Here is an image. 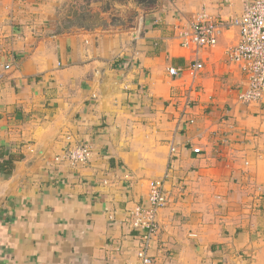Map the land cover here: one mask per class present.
Returning a JSON list of instances; mask_svg holds the SVG:
<instances>
[{
    "label": "crops",
    "instance_id": "obj_1",
    "mask_svg": "<svg viewBox=\"0 0 264 264\" xmlns=\"http://www.w3.org/2000/svg\"><path fill=\"white\" fill-rule=\"evenodd\" d=\"M252 1L157 0L130 30L58 33L71 0H0V264H136L153 179L155 264H264V97L239 98V29L199 54L179 37Z\"/></svg>",
    "mask_w": 264,
    "mask_h": 264
},
{
    "label": "built area",
    "instance_id": "obj_2",
    "mask_svg": "<svg viewBox=\"0 0 264 264\" xmlns=\"http://www.w3.org/2000/svg\"><path fill=\"white\" fill-rule=\"evenodd\" d=\"M228 25L239 29V41L226 51L228 60L239 63L245 74L246 80L239 88V98L248 105L256 103L264 97V0H253L242 15L228 21L212 16L203 9L194 16L188 26L180 29L181 46L192 49L195 54L216 47L219 36ZM192 67L201 70L204 64L195 59ZM169 72L174 75L178 73V69L172 67ZM171 151L176 152V147L172 146ZM91 155L92 149L88 144H79L66 150L63 158L76 166L88 164ZM167 203L168 195L164 181L151 180L147 204L132 212V228L139 231L136 264H155L151 243L159 230V210Z\"/></svg>",
    "mask_w": 264,
    "mask_h": 264
},
{
    "label": "trees",
    "instance_id": "obj_3",
    "mask_svg": "<svg viewBox=\"0 0 264 264\" xmlns=\"http://www.w3.org/2000/svg\"><path fill=\"white\" fill-rule=\"evenodd\" d=\"M135 7L128 21L122 22L114 14L116 3L126 4L128 0H71L62 16V25L57 32H64L73 25H80L86 30L118 27L132 29L139 14L138 9L149 10L155 7L157 0H132Z\"/></svg>",
    "mask_w": 264,
    "mask_h": 264
},
{
    "label": "rangeland",
    "instance_id": "obj_4",
    "mask_svg": "<svg viewBox=\"0 0 264 264\" xmlns=\"http://www.w3.org/2000/svg\"><path fill=\"white\" fill-rule=\"evenodd\" d=\"M129 2H126V4H120L116 3L114 5L115 11L114 14L120 19V21L125 22L128 21L130 18L131 11L134 9L135 5L132 0H128ZM139 13L142 11V9H138ZM139 17V14H138ZM137 17V19H138ZM136 19V22H137Z\"/></svg>",
    "mask_w": 264,
    "mask_h": 264
}]
</instances>
